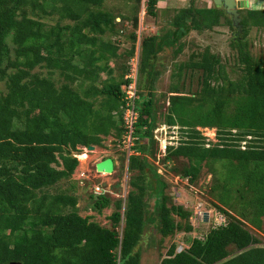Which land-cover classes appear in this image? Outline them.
I'll return each instance as SVG.
<instances>
[{
    "label": "trees",
    "instance_id": "1",
    "mask_svg": "<svg viewBox=\"0 0 264 264\" xmlns=\"http://www.w3.org/2000/svg\"><path fill=\"white\" fill-rule=\"evenodd\" d=\"M132 1L131 15H115L107 0H0V264H141L139 245L150 221L162 237L193 230L192 213L174 202L149 160L157 153L154 129L161 116L152 88L164 45H175L191 30L213 29L223 17L234 28L215 4L199 7L193 0L176 10L170 26L141 39L130 190L126 199L98 194L92 204L97 212L114 204L112 226L80 214L74 184L51 191L75 172L79 160L73 153L80 146L99 145L107 136L123 145L122 86L130 82L131 68L119 61L135 55L143 0ZM163 2L148 0L149 14L167 10ZM240 11L244 37L252 25L264 26V8ZM131 18L135 30L120 28ZM120 37L132 42L126 53L119 52ZM231 44L241 66L236 79L209 47L179 64L164 123L177 125L181 138L161 149L165 162L182 164L172 168L191 183L204 166L212 172L217 208L227 224L210 229L205 239L193 238L181 252L172 244L160 264H264V246L256 245L246 226L261 229L264 223V60L242 38ZM181 50L182 44L176 53ZM38 67L46 73L35 72ZM195 72L201 84L193 94L184 93L180 79ZM198 127L216 128L218 141L206 142Z\"/></svg>",
    "mask_w": 264,
    "mask_h": 264
},
{
    "label": "rangeland",
    "instance_id": "2",
    "mask_svg": "<svg viewBox=\"0 0 264 264\" xmlns=\"http://www.w3.org/2000/svg\"><path fill=\"white\" fill-rule=\"evenodd\" d=\"M163 1V6H165L164 8L167 7L168 9H159L157 11V16L149 14L147 9L148 0L142 1L138 12L139 25L137 29L135 28L132 18L130 21L125 20L121 22L124 25L121 24L120 28L126 29L127 27L128 29L126 31L128 32L136 29L139 36L135 55L129 59L124 56L119 61V63L129 61L128 64L131 68L129 74H132V78H134L136 75V66L138 64V58L140 55V42L142 37L155 33L156 31L158 32L159 30L164 29L166 26H170V22L172 21L176 10L179 8L188 7L193 2V0ZM195 1L197 5H200L199 7H203L202 5L206 4L207 6L214 4V0ZM135 5V2L132 0H107V6L109 8L115 9V15H118L120 12L126 15H131ZM249 6L250 2L248 7L245 8H249ZM257 6L264 7V0H253V7ZM241 9L244 10L243 8ZM243 13V15L247 14L246 11ZM228 16L231 17L229 14ZM46 20L55 22L50 18H47ZM117 20L120 21L121 19L118 17ZM225 21L226 20L223 17L221 19L220 25H216L213 29L204 30L202 32L191 30L186 36L182 37L178 43L168 47L164 45L163 49L159 52L158 58L155 62V70L158 72V75L155 79V84L152 88V91L155 94V98L157 100L156 103L158 104V111L161 112V116L157 122V127L154 129V137L161 139V146L165 144L166 139L164 120L166 119L168 112V99L171 95L168 93V90L171 83L177 81V77H173L172 75L179 71L178 66L180 63L190 60L193 53L198 54L205 48L209 47L212 52L220 55L230 77L232 79H236L241 74V66L237 58V51L232 46L231 42L232 39L235 40L238 37L249 43V49L254 56L260 57L264 60V26L257 27L252 25L249 28L247 35L244 37L243 25L241 32L238 34L237 27L233 25L235 28L234 29L229 25V23ZM119 39L121 41V48L119 52L126 53V50L130 48L132 42L125 37H120ZM181 44L182 50L176 53ZM115 64L117 63L114 62V65ZM38 71L44 74L46 73V69L42 70L40 67L35 69V72ZM115 73H119L118 68ZM145 77L146 74L144 73L142 75V79L144 80ZM200 79H202L200 72H195L194 75H192V73H188L186 79H180L181 83L183 82L186 87L184 93L193 94L196 92L198 89V84H201ZM1 85V87H4L3 83H1ZM124 85L122 86L123 89L125 87ZM144 90L145 89H143V92ZM138 93H141L140 88ZM174 129L175 133H173V129L168 127L167 133L168 137L170 134H177L175 139V143L177 144L181 138V133L180 131L178 132L177 125ZM198 129L201 130L203 136L206 137V142L218 141L216 128L198 127ZM158 143L159 144H156V155H149V160L155 165L159 174L168 183V188L166 191L173 197L174 202L176 204L183 205L186 210L192 213L189 220L193 224V230H178L173 235L162 237L158 230L157 223L152 224L150 221L145 225V232L139 245L142 255L141 264H160L161 259L166 255L172 244L176 245V251L179 252L178 247L181 244L190 246L191 241L195 237L205 239L209 230L214 228L215 224L219 222L220 216L224 214L217 208L219 200L215 192L212 190L213 183H215L212 172L206 166H204L201 169V173L197 182L191 183L187 178H183L174 172L172 167L181 166V163L178 161H164L159 140ZM94 146L95 148L93 150H90L88 147L80 146V149L73 153L79 160L78 167L68 180H61L56 185L52 186L51 191L56 192L59 189L70 188L69 186L74 184L73 191L78 198L77 206L80 214L82 216H92L91 219L93 221H96L104 226H112L110 215L115 210L113 203L111 206L104 208L102 212H97L92 208V204L98 195L96 192V186H100L101 190L105 189L113 199H126V196L130 190V185L128 182L130 177L133 175L128 168L129 157L133 151L131 153V150L128 152L124 150L116 136L103 137L101 144ZM83 155L86 156L83 157ZM107 157L114 158L115 170L113 173L99 172L96 168V163ZM180 162L184 163L186 162V159H182ZM233 199H237L236 195H232L231 200ZM154 203L155 199L150 198L149 204L152 209L154 207ZM237 204L239 206V203ZM197 207H199L198 209H200L202 212H208V221L204 219V213L201 216H199L198 213H195ZM175 218L177 221H181L182 224L186 223V221L177 214L175 215ZM246 226L247 229H249L251 233L256 238H258L259 242L256 245L264 246V223L261 229H256L250 224ZM122 227L123 222L121 223V226L118 228V230L122 231ZM231 250L235 253L237 252L235 247H231Z\"/></svg>",
    "mask_w": 264,
    "mask_h": 264
},
{
    "label": "built area",
    "instance_id": "3",
    "mask_svg": "<svg viewBox=\"0 0 264 264\" xmlns=\"http://www.w3.org/2000/svg\"><path fill=\"white\" fill-rule=\"evenodd\" d=\"M127 77L131 78L130 82L128 84H125L124 86V93H125V100H126V109H125V116H124V119H125V124H126V132L124 134V137H123V149L126 150L127 152L129 150H131V153L133 151V146L135 144V139L136 137L134 136V132H135V124L138 120V116H139V113H138V110H137V99L139 97V94H138V85H137V82H138V64L136 66V75L134 78H132V74H128ZM164 128L166 129L165 130V135H166V139H165V144H163L161 146V149H164L166 147L167 144H171V145H174L176 144L175 143V139H176V135L177 134H170V136L168 137V133H167V129H168V126H166V124H164ZM176 126H172L171 129H173V133H175V129ZM178 133V132H177ZM157 139L160 140L161 142V139L156 137ZM134 152V151H133ZM96 192L98 194H103L106 192L105 189L101 190V187L100 186H96ZM199 207H197L196 209V212L195 213H198L199 216H201L203 213H204V216H205V212H202L200 209H198ZM219 222L215 224L214 228L215 227H218V226H224L227 224V218L226 216L223 214L220 216L219 218ZM190 246L188 245H184V244H181L179 247H178V251L181 252L187 248H189Z\"/></svg>",
    "mask_w": 264,
    "mask_h": 264
},
{
    "label": "water",
    "instance_id": "4",
    "mask_svg": "<svg viewBox=\"0 0 264 264\" xmlns=\"http://www.w3.org/2000/svg\"><path fill=\"white\" fill-rule=\"evenodd\" d=\"M214 4L222 7L226 13L231 16L233 25L237 27V33L239 34L242 30V17L240 9L247 7L249 5V0H214ZM88 148L93 150L95 146L90 145ZM96 168L99 172L113 173L115 170V161L112 157H107L97 162ZM204 219L206 221L209 220L208 212H206Z\"/></svg>",
    "mask_w": 264,
    "mask_h": 264
},
{
    "label": "crops",
    "instance_id": "5",
    "mask_svg": "<svg viewBox=\"0 0 264 264\" xmlns=\"http://www.w3.org/2000/svg\"><path fill=\"white\" fill-rule=\"evenodd\" d=\"M249 2H250V6L249 7H251V6H253V0H249ZM248 7V6H247ZM255 8H264V7H261V6H257V7H255ZM86 156V155H85ZM114 159V158H113Z\"/></svg>",
    "mask_w": 264,
    "mask_h": 264
},
{
    "label": "clouds",
    "instance_id": "6",
    "mask_svg": "<svg viewBox=\"0 0 264 264\" xmlns=\"http://www.w3.org/2000/svg\"><path fill=\"white\" fill-rule=\"evenodd\" d=\"M178 143V142H177ZM160 147H161V142H160Z\"/></svg>",
    "mask_w": 264,
    "mask_h": 264
}]
</instances>
